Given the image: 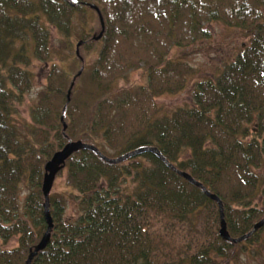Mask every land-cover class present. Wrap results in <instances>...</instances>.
<instances>
[{"label": "trees", "instance_id": "trees-1", "mask_svg": "<svg viewBox=\"0 0 264 264\" xmlns=\"http://www.w3.org/2000/svg\"><path fill=\"white\" fill-rule=\"evenodd\" d=\"M262 10L264 0H0V264H26L46 233L45 165L70 141L111 159L157 148L222 201L232 238L249 234L264 219L258 174L264 167ZM212 23L250 33L251 44L216 79L197 83L192 107L159 116L156 98L183 91L192 72L168 57L208 39ZM47 25L68 38L83 27L76 55L82 65L83 48H102L91 73L83 68L74 76L73 88L74 78L53 68L31 110L29 132L22 134L15 105L30 90L32 76L20 64H27L31 50L48 61ZM137 69L148 71V85L113 95L116 81ZM82 82L87 100L78 99ZM253 122L256 128L249 127ZM102 140L116 150L113 155ZM65 169L78 215L66 217L67 197L50 196L51 242L32 264H229L264 231L239 244L221 239L218 204L151 152L108 164L83 150ZM128 182L135 185L130 193L123 188ZM25 183L29 193L21 208ZM14 238L16 248L3 247Z\"/></svg>", "mask_w": 264, "mask_h": 264}, {"label": "rangeland", "instance_id": "rangeland-1", "mask_svg": "<svg viewBox=\"0 0 264 264\" xmlns=\"http://www.w3.org/2000/svg\"><path fill=\"white\" fill-rule=\"evenodd\" d=\"M262 13H264V10H262ZM46 27H48L50 31L48 39L50 57L48 61H40L32 54L31 50L28 53L27 64H20V66L29 71L32 76L30 90L19 97L21 101L15 105L16 113L14 114V120L19 126V131L22 134L29 132L28 126L31 125L32 122L31 110L33 107L40 104L41 94L45 91L48 85V77L53 68L57 67L65 71L71 82L74 76L83 70V68L84 72L91 73L90 71H92L95 63L98 61L102 48L101 43L95 47L83 48L81 50V55L84 58V65H82L76 57V47L79 42V36L84 33L83 27L79 25L71 38L63 36L51 25H47ZM206 28L210 33L208 39H205L190 48L174 49L168 57V60L170 61L186 62L192 72L188 75L187 85L183 91L175 94H164L156 98L155 104L160 108L159 116L170 115L173 111L179 108L192 107L193 94L197 83L204 80L216 79L223 69L233 62L237 55L248 47L252 41L250 33L236 28H229L220 23L208 24ZM31 36L32 35L28 36L27 39L29 40V43L32 44L33 38ZM148 83L149 76L147 70H132L116 81L112 88V94L117 96L124 91H131L145 87ZM79 84V89H81L83 82ZM88 84L89 83L86 79V85L89 87ZM84 87L85 86L83 85V95L78 96V99L80 100H87L88 94L87 91L84 93ZM25 125L27 127H25ZM257 126V122H253L249 125L251 128H256ZM54 142H56L55 139L50 141L52 144H54ZM47 144L49 145L48 142ZM100 145L112 155L116 152V150H113L104 140L100 142ZM258 174L260 175L261 180H263L264 167L258 171ZM67 180L68 171L65 169L56 178L51 195L62 194L67 197L66 217L74 218L78 215L79 201L71 197L74 192L68 187ZM134 186V184L128 182L123 188L130 193L134 189ZM28 193L29 184H22L19 194L21 208L24 207V202ZM255 203H257V199L255 200ZM17 246L18 238H14L7 245H3V247H7L8 249H13ZM229 264H264V231L259 234L258 238H256L252 244L249 243L245 245V247H241V250L237 251Z\"/></svg>", "mask_w": 264, "mask_h": 264}, {"label": "water", "instance_id": "water-1", "mask_svg": "<svg viewBox=\"0 0 264 264\" xmlns=\"http://www.w3.org/2000/svg\"><path fill=\"white\" fill-rule=\"evenodd\" d=\"M92 8L95 9L96 12L98 13L99 18L101 20V26L104 29V23H103V19H102V16H101L99 9L96 7H92ZM102 35H103V32H101L98 37H95V39L100 40ZM82 43L83 42L78 43L77 47H76L77 48L76 55L78 57H80L79 49H80ZM81 60H83V59L81 58ZM81 74H82V71L79 72L78 76H80ZM78 76H76L74 78V82L72 83V86H71L72 88L75 86V80L77 79ZM70 96H71V90L68 93V99L69 100H70ZM62 121H63V117H62ZM66 129H67V126L64 124V131H66ZM83 150H88V151L94 152L100 159H102L103 161H105L108 164H120V163H123V162L129 160L132 157L141 155V154L146 153V152H151V153L156 154L173 171H175L177 174H179L181 177H183L185 180L190 182L195 187L200 188L206 194V196H208L211 200H213L214 202H216L218 204L219 209H220L219 236L221 237V239H223L226 242H230L232 244L243 243L244 241L248 240L251 236H253L258 230H260L264 226V219H263L261 222H259L258 224H256L254 226L253 230L249 234H247L241 238H232L230 233L228 232L227 224H226V221L224 219L222 201L217 196L209 193L208 190L201 183L194 180L191 175H189L188 173H185V172L178 171L173 165H171L162 156V154L160 153V151L157 148H154V147L141 148V149L135 150L133 152H130L124 156H121L120 158L111 159V158L104 156L100 152L99 149H97L96 147H94L92 145L85 144L82 141H70L67 145H65L63 147V149L56 152L53 155V157L51 158V160L48 161L47 164L45 165V175H44L43 184H42V193H43V196L45 199L44 217H45V221L47 224V230H46V233L44 234V236L42 237L41 241L39 242V244L36 245L33 249H31L26 264H32L34 258L40 252L44 251L49 246V244L51 242V238H52L51 233H52V230L54 227L53 219H52L51 212H50V196H51L52 189L54 187L57 176L65 169L67 161L74 154L78 153L79 151H83Z\"/></svg>", "mask_w": 264, "mask_h": 264}]
</instances>
